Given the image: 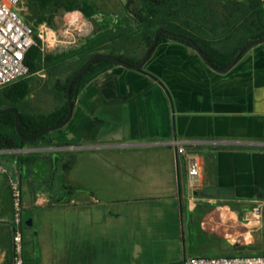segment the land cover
Wrapping results in <instances>:
<instances>
[{
  "label": "crops",
  "instance_id": "obj_1",
  "mask_svg": "<svg viewBox=\"0 0 264 264\" xmlns=\"http://www.w3.org/2000/svg\"><path fill=\"white\" fill-rule=\"evenodd\" d=\"M66 13L76 21V43L58 53L79 47L93 31L79 11ZM121 111L128 113L126 136L96 141L110 118L121 121ZM124 126L117 123L115 131ZM56 131L49 135L51 145L14 153L39 158L37 165L21 172L23 207L26 212L38 210L23 233L25 264H97L98 242L105 244L100 253H112L108 245L119 239H143L150 204L154 235H165L166 204L182 248L183 239L189 241V253L183 251L178 264L188 257L224 253L235 248L230 240L244 237L255 226L251 210L259 204L258 191H264V43L249 48L225 73L208 67L194 50L169 40L155 48L141 71L105 64L83 79L71 119ZM173 142L191 150L177 154ZM109 145L142 150L145 165L97 171L104 179L109 175V184L100 185L97 193L120 195L105 199L103 206L126 207V212L111 211L109 229L97 231L81 192H74L78 179H70L66 162L81 151L77 147L110 150ZM191 156L201 164L194 190L187 187ZM151 159L165 160L166 182L159 179L160 169L148 167ZM119 176L125 182H119ZM10 219L9 190L0 183V222ZM4 255L0 246V264ZM107 256L101 257L104 264H114V257Z\"/></svg>",
  "mask_w": 264,
  "mask_h": 264
},
{
  "label": "trees",
  "instance_id": "obj_2",
  "mask_svg": "<svg viewBox=\"0 0 264 264\" xmlns=\"http://www.w3.org/2000/svg\"><path fill=\"white\" fill-rule=\"evenodd\" d=\"M23 8L20 16L32 27L46 23L55 28V19L70 11H79L93 27L92 34L79 47L61 53L43 55L39 49L41 42L37 39V46L31 47L25 56L29 76L0 89V106L18 112L20 131L24 137L34 136L65 118L68 82L95 55H108L128 65H137L155 33L164 29L190 39L214 68L223 69L240 47L264 37V0H125L120 12L107 14L101 12L95 0H24ZM163 40L193 50L185 40L160 35L148 59ZM248 50L243 51L237 61ZM105 64L117 65L107 59H97L73 83L70 91L72 107L83 79ZM40 72L45 76L44 90L58 102L54 110L48 113L36 111L29 102L36 74ZM47 136L32 142L22 141L15 129L14 115L7 113L0 116V151L49 146L51 142ZM185 149L191 150L190 147ZM38 162L36 154H0V167L7 168L19 181L21 172L29 171ZM0 174L9 190L7 176ZM9 204L11 211L10 190ZM11 240L10 221L0 222L4 264H12ZM249 255L264 256V250L257 253H221L216 256Z\"/></svg>",
  "mask_w": 264,
  "mask_h": 264
},
{
  "label": "rangeland",
  "instance_id": "obj_3",
  "mask_svg": "<svg viewBox=\"0 0 264 264\" xmlns=\"http://www.w3.org/2000/svg\"><path fill=\"white\" fill-rule=\"evenodd\" d=\"M96 4L99 6L101 12L103 13H118L120 12L122 8V4L125 2V0H95ZM56 26H59L60 24V17H57L55 19ZM45 38H47L46 34H44ZM49 44V45H48ZM47 44V47L45 49V55L49 54H56L57 49L50 43ZM140 54V53H139ZM44 81L45 77H39L36 76V81L33 86V90L29 97L30 105L38 112L41 113H48L54 110V108L58 105V102L54 100L51 94L47 93L44 90ZM5 109V107L0 106V110ZM121 111L119 112V115H121L120 119L121 121H118L117 119L110 118L109 124L107 126L102 127V131L99 133L100 135H96L95 139L97 141V138H104V139H111L115 136L118 137V135L126 136V131L128 130L127 125V119H128V113ZM124 120V121H122ZM117 123H124L123 129H119L115 131V126ZM57 133V131H52L48 134L47 139H49V135ZM98 146V145H96ZM96 149V150H84L81 149V151H78L76 154L69 155L68 161L66 162V168L69 167L71 169L70 173V179L71 180H77L75 182H78V188L74 191L75 193L80 191L83 202L87 204L85 211L87 215L93 214L95 216V224L97 227V231H99V227L104 228L107 227L109 229L110 225L112 224L111 219V211L118 210L119 212L121 210L125 209V206H118V207H112V206H103V203L106 201L105 199H110V197L118 198L120 195L113 196L110 191H106L103 193V195H99L97 193V188L100 185H104V183L109 184L107 180L108 174H104L102 178L101 175L97 174V171H104L106 169L115 168V167H142L145 165L144 162V156L143 151L140 149L132 150L131 148H125V149ZM130 150V151H129ZM166 153V151H164ZM163 153V154H164ZM148 163V167H151L153 171H156L160 169V176L162 178H159L160 181L166 182L164 180V175L168 174L169 168L167 169V166L165 167V160H153L151 159ZM44 164L42 163L41 166ZM163 175V176H162ZM131 177V176H130ZM132 178V177H131ZM132 181V180H131ZM119 182H125L124 179H122L121 176H119ZM0 183H3V176L0 174ZM76 185V184H75ZM77 186V185H76ZM95 187V188H94ZM154 192V191H153ZM251 192V191H250ZM259 192V204L261 206V214L260 219L257 224H251L254 226L250 233L245 234L244 237L235 238L233 240H230L231 245L235 248L231 247L230 250H226L224 254L226 253H257L261 250H264V191H258ZM91 194V195H89ZM257 193H251V198L256 197ZM261 196V197H260ZM256 206V205H255ZM153 205H149L150 211H149V222L146 223L148 226L145 228V233L142 236L141 241H136V239H133V241L130 242L129 239H119L116 243L111 245L109 244L108 247L112 249V253H109L106 251L105 253H100L98 251L100 248L105 247V244L102 242H98L97 246V264H104V259H101V257H104L108 255L107 257L112 259V262L115 261L114 264H126L127 262H138L140 260H144L147 263L153 262L155 260L156 262H160L159 264L165 263H175L178 264V262L183 257V251L187 255L189 253V241L185 237L183 239V247L181 244V239L178 236V229L175 224V222H171L170 216H169V208L165 204V209L168 213V218L166 219V231L164 237H159L158 235H154L155 230V221L153 215ZM252 211V210H251ZM38 212L37 209H31L29 212L24 209L23 212V220L27 218L28 216L36 215ZM173 220V219H172ZM244 226V225H243ZM28 228L23 227V233L24 231H27ZM177 231V232H176ZM99 241V240H98ZM103 246V247H102ZM184 249V250H183ZM207 256H216V254H207ZM165 260V261H162Z\"/></svg>",
  "mask_w": 264,
  "mask_h": 264
},
{
  "label": "built area",
  "instance_id": "obj_4",
  "mask_svg": "<svg viewBox=\"0 0 264 264\" xmlns=\"http://www.w3.org/2000/svg\"><path fill=\"white\" fill-rule=\"evenodd\" d=\"M24 0H0V89L29 76L25 65V56L31 47L37 46L40 40V51L44 53L47 44H52L57 50L68 48L76 43L77 28L75 19L69 13L60 17L58 27H50L46 23L32 27L24 22L20 16ZM71 12V11H70ZM46 34L47 38H45ZM49 45V44H48ZM45 77L42 72L36 74ZM177 154L186 155L184 146L173 142ZM0 172L7 176L11 203V231H12V264H25L23 255V202L20 181L13 177L7 168L1 166ZM201 173V164L193 156L188 159L187 187L195 189L196 178ZM260 204L251 211L252 221L258 223L261 214ZM182 264H264V256H194L185 258Z\"/></svg>",
  "mask_w": 264,
  "mask_h": 264
},
{
  "label": "water",
  "instance_id": "obj_5",
  "mask_svg": "<svg viewBox=\"0 0 264 264\" xmlns=\"http://www.w3.org/2000/svg\"><path fill=\"white\" fill-rule=\"evenodd\" d=\"M160 35H167L169 37H177L179 39L185 40L186 42L190 43V45L192 46L193 50L197 53V55L201 58V60L208 67H210L211 69H213L214 71L219 72V73H225V72L229 71L233 67V65L236 63L238 57L241 55V53L243 51H245V50H247V49H249L251 47H254V46H257L259 44L264 43V37H261L259 39H255V40H252V41L246 43L245 45H243L242 47H240L236 51V53L232 57L231 62L225 68L216 69L208 62V60L205 58V56L200 51V49L190 39H188L186 37H183L181 35H176L174 33H171L169 31H167V30L161 29V30H158L155 33V35H154V37L152 39V42L150 43L149 47L146 49L144 55L142 56L141 60L139 61V63L137 65H128L127 63L123 62L122 60H120V59H118L116 57L103 55V54L95 55V56L91 57L87 61L86 65L78 73H76L70 79V81L68 82V85H67V88H66L67 114H66L65 118L59 124L51 126V127H48L46 129H44L43 131L39 132L38 134L34 135V136L24 137L21 134V131H20L19 114H18V112L15 109H13V108L2 109V110H0V116L4 115V114H7V113H10V114L14 115L16 132H17L18 136L20 137V139L22 141H25V142H32V141L38 140L39 138L43 137L44 135L49 134L52 131H55V130H58V129L64 127L69 122V120L71 119V116H72L73 107H72L71 96H70L71 87H72L73 83L89 69V67L91 66V64L95 60H97V59H107V60H109V61H111L113 63H116V64H118V65H120L122 67L131 69V70H134V71H141L142 67L144 66V64L146 63V61H147V59L149 57V54L151 53V51L153 50V48L157 44V41H158V38H159ZM106 147H108V148H119V147H121L122 148V147H126V145H109V146H106ZM77 149L86 150V149H89V147H79V148L77 147ZM27 150L28 149L6 150V151H0V154L21 153V152H24V151H27ZM29 226H31V217L30 216H28L27 218H25L23 220V227H29Z\"/></svg>",
  "mask_w": 264,
  "mask_h": 264
},
{
  "label": "bare ground",
  "instance_id": "obj_6",
  "mask_svg": "<svg viewBox=\"0 0 264 264\" xmlns=\"http://www.w3.org/2000/svg\"><path fill=\"white\" fill-rule=\"evenodd\" d=\"M244 230H247V225L244 226Z\"/></svg>",
  "mask_w": 264,
  "mask_h": 264
}]
</instances>
